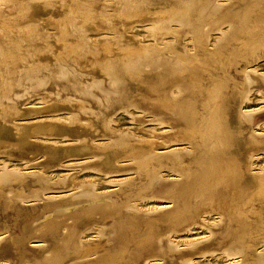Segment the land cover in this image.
Listing matches in <instances>:
<instances>
[{"label":"rangeland","instance_id":"374dc122","mask_svg":"<svg viewBox=\"0 0 264 264\" xmlns=\"http://www.w3.org/2000/svg\"><path fill=\"white\" fill-rule=\"evenodd\" d=\"M1 127L0 264H264V0H0Z\"/></svg>","mask_w":264,"mask_h":264},{"label":"bare ground","instance_id":"6f19581e","mask_svg":"<svg viewBox=\"0 0 264 264\" xmlns=\"http://www.w3.org/2000/svg\"><path fill=\"white\" fill-rule=\"evenodd\" d=\"M11 58V57H10ZM11 64V63H10ZM26 116V115H25ZM59 122V121H58ZM5 128V127H4ZM52 130H54L53 128H51ZM21 132V131H20ZM22 133V132H21ZM12 136L11 133L9 131H6L5 129H3L2 127L0 128V137H10ZM1 141V140H0ZM22 141V140H20ZM113 154V153H112ZM112 154H108L106 155V158H105V162L108 164V165H113V158L114 156ZM113 157V158H112ZM64 158V157H63ZM104 162V161H103ZM40 176V174H39Z\"/></svg>","mask_w":264,"mask_h":264}]
</instances>
